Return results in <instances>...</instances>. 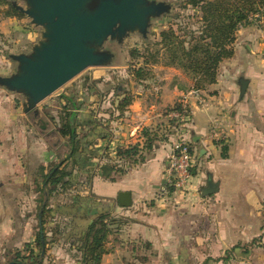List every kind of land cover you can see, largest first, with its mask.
Returning a JSON list of instances; mask_svg holds the SVG:
<instances>
[{
	"label": "crops",
	"instance_id": "crops-1",
	"mask_svg": "<svg viewBox=\"0 0 264 264\" xmlns=\"http://www.w3.org/2000/svg\"><path fill=\"white\" fill-rule=\"evenodd\" d=\"M23 21L0 11V36L7 37L5 30H15ZM260 31L254 25L237 31L233 56L221 63L216 83L202 91L206 106L190 99L195 165L183 198L163 201L157 190L170 148L164 113L191 90V81L180 70L151 66V78L129 79L127 87L119 86V92L125 86L133 96L120 114L115 107L123 95H114L112 82L102 75L88 79L93 87L90 102L77 111L75 123L81 133L88 132L82 143L89 144L85 149L89 162L83 155L74 159L96 168L89 193L99 212L121 219L108 238L109 252L101 264L161 263V253L177 264H264V31ZM240 78L248 81L241 99ZM81 94L86 100L87 93ZM17 109L12 95L0 89V253L33 242L41 172L69 151L59 135L61 144L50 147L43 113L37 109L39 115L32 116L41 122L37 135L20 126L27 115ZM213 125L222 132L214 139ZM128 148L137 153L127 159L116 155L118 149ZM105 153L111 158L108 165L117 163L123 170L107 171L106 179L98 169L105 165ZM208 180L217 190L203 197ZM120 192L130 193V207H120ZM52 215L54 223L65 222L63 234L71 236L83 231L93 217L77 216L70 224L55 209ZM259 237L262 243L256 240ZM58 239L43 264H81L71 250L74 238Z\"/></svg>",
	"mask_w": 264,
	"mask_h": 264
},
{
	"label": "trees",
	"instance_id": "trees-1",
	"mask_svg": "<svg viewBox=\"0 0 264 264\" xmlns=\"http://www.w3.org/2000/svg\"><path fill=\"white\" fill-rule=\"evenodd\" d=\"M1 6H7L5 16L23 17L7 0H0ZM179 8L192 10L193 14L187 16V20L181 21L179 14H174L166 28L153 34L156 36L155 41H144L143 51H129L131 59L140 60L136 68L130 69L131 80H147L152 75L150 67L161 65L180 70L191 81L192 90L203 91L216 83L221 63L233 56L237 31L241 27L254 25L260 17L264 18V0H181ZM85 85L82 89L85 88L87 92L86 100L83 97L78 100L73 94L60 97L64 103L60 108L61 114L58 115L56 132L67 141L68 154L46 170H42L36 188L39 197L34 240L20 249L5 252L4 264H43L49 258V251L59 241V237L64 241L74 238L71 250L79 256L81 264H101L102 256L109 252L108 238L118 228L120 221L111 217L108 212H99L96 204L92 206L96 200L89 193V187L96 168H86L83 163L80 165L79 161L74 159L76 155H83V161L89 162L85 152L89 144L82 143L86 135H82L75 123L77 111L86 101L90 102L93 87L91 84ZM119 86L122 85L114 87V95L123 97L115 110L121 114L132 102L133 96L124 87L119 92ZM88 111L90 112L89 109ZM136 153L135 148H128L118 149L116 155L120 159H127ZM103 158L105 165L98 169L104 179L110 171H123L121 167H116L117 163L108 165L111 160L108 153L103 154ZM64 194L71 203L61 204L58 210L69 218L70 224L77 216H93L83 231L72 236L70 232L63 234L65 228L60 229L59 222L56 221L53 227L47 228L53 219L50 201ZM255 242L253 240L251 245ZM244 251L248 252L246 249Z\"/></svg>",
	"mask_w": 264,
	"mask_h": 264
},
{
	"label": "water",
	"instance_id": "water-1",
	"mask_svg": "<svg viewBox=\"0 0 264 264\" xmlns=\"http://www.w3.org/2000/svg\"><path fill=\"white\" fill-rule=\"evenodd\" d=\"M24 7L12 3L31 24L40 27V39L29 54L11 55L15 73L0 76V88L23 98L22 112L39 115L37 105L88 68L107 67L113 55L104 50L108 41L121 43L130 33L144 39L151 19L162 17L169 6L150 0H23ZM248 81L240 78L239 98ZM45 125H42V129ZM196 143V139L193 140ZM207 181L205 197L215 192ZM122 208L131 206V195L117 196Z\"/></svg>",
	"mask_w": 264,
	"mask_h": 264
},
{
	"label": "rangeland",
	"instance_id": "rangeland-1",
	"mask_svg": "<svg viewBox=\"0 0 264 264\" xmlns=\"http://www.w3.org/2000/svg\"><path fill=\"white\" fill-rule=\"evenodd\" d=\"M7 1L11 5L12 3H16L17 5L24 7L23 0H7ZM150 1L162 2L169 6V11L166 12L164 15H162V17H159L157 19H151L150 26L147 30V36H146V39H148L150 43L156 40V36H153V34H157L161 29L166 28L169 22H171V17L174 14L176 13L179 14L180 16L179 21L183 19L187 20V16L193 14L192 10H182L179 8V4L181 0H150ZM3 9L4 10H0V11H5L7 9V6L6 8ZM18 19H24L22 24H18L15 30L14 27L12 28L8 27L5 30L6 31L5 34L7 35V37L3 38L0 36V76L1 77H7L15 73L17 63L12 61V59L10 58L11 55L29 54L32 46L35 43H37V41L40 39V32L42 30L40 27H35L34 25H32L30 20L27 19L24 15L22 18H18ZM254 26L259 28L261 30L260 32L262 33L264 31V18L260 17L259 20L255 22ZM146 39H144L142 35L139 33H130L129 36L127 38H124L121 43L117 42L116 40L108 41L104 45V50L110 52L113 55L112 62L109 66L100 67V68H88L84 70L83 72L75 76L73 79H71L69 82L64 84L61 88H59L57 91L52 93L50 96L45 98L42 102H40L37 105V109L39 110L40 113H43L44 120H46L48 123L47 131H48L49 143L51 148H54L56 146H59V144H61V138H59L56 132V127L59 121L58 115L61 114L60 108H62V103H64L60 98L61 95L73 94L75 97L82 98L81 92L82 93L86 92L85 88L82 89V86L85 85V83H86L85 86H88V84H90L88 79L91 76L97 77L102 75L101 78H103L104 81H107V79H109V81L112 82L113 87L118 85H126L127 87V84L125 82L127 81L128 83V80L130 79L129 77L130 69L134 67L136 68L138 65V61H140V60L131 59L129 57V51L131 49H137L139 51H143L144 49L143 43ZM3 90L6 91L5 89ZM6 92L12 95V97L14 98V103L18 108L17 109L18 113H23L21 107L24 101L23 98L18 94L10 93L8 91ZM32 116L33 114H27V118H25L24 120V125L23 123L20 122V126L22 125L27 129L31 130L33 134L38 135L39 126L41 125V122L38 121L37 119H32ZM86 133L88 132H82V135H85ZM19 147L20 145L18 146V148ZM61 147L62 146H60V148ZM61 150L64 151L63 148H61ZM50 165H54V164L51 163ZM87 165H89V163L88 164L86 163L85 166ZM3 186H8V185L4 184ZM50 202L52 204L53 209L56 210L57 208L56 211L60 213L58 209L61 207V204L71 203V200L68 199L67 197H62L60 199H53ZM96 203L97 201H95L92 204V206L95 205ZM2 220L3 218H1L0 215V224L1 222H3ZM117 220L121 221V219H117ZM63 223L65 222H59L58 224L60 226V229L62 230L63 228L66 227V225ZM34 224L36 227L37 221H35ZM53 226H54V222L52 219L51 222L48 223L47 228ZM69 228H71V231H73L72 225H69ZM71 234H73V232H71ZM256 240L262 243L261 237H259ZM4 255H5V249L3 250V252L0 253V264L5 263ZM167 257L166 255H163L161 253V258H160V261H162L161 263L152 261L148 264H177L170 261ZM184 264H191V263H184Z\"/></svg>",
	"mask_w": 264,
	"mask_h": 264
},
{
	"label": "built area",
	"instance_id": "built-area-1",
	"mask_svg": "<svg viewBox=\"0 0 264 264\" xmlns=\"http://www.w3.org/2000/svg\"><path fill=\"white\" fill-rule=\"evenodd\" d=\"M190 99H194L197 106H206L203 92L191 89L164 113V120L168 125L167 139L170 140V148L166 157L163 182L157 190L158 198L163 201H168L173 196L183 198L192 178L195 155L189 136L193 116ZM210 135L214 139L220 137L222 132L213 125Z\"/></svg>",
	"mask_w": 264,
	"mask_h": 264
}]
</instances>
